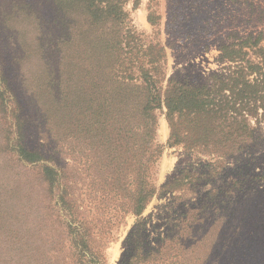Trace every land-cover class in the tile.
<instances>
[{
    "label": "rangeland",
    "instance_id": "rangeland-1",
    "mask_svg": "<svg viewBox=\"0 0 264 264\" xmlns=\"http://www.w3.org/2000/svg\"><path fill=\"white\" fill-rule=\"evenodd\" d=\"M120 8L95 17L87 0H0V264H264L262 123L237 152L186 149L170 145L162 101L148 124L155 193L139 214L126 187L146 81L163 93L172 78L228 76L235 63L218 45L260 35L264 47V0ZM20 146L41 158L20 160Z\"/></svg>",
    "mask_w": 264,
    "mask_h": 264
},
{
    "label": "trees",
    "instance_id": "trees-1",
    "mask_svg": "<svg viewBox=\"0 0 264 264\" xmlns=\"http://www.w3.org/2000/svg\"><path fill=\"white\" fill-rule=\"evenodd\" d=\"M93 5L95 17L99 11H105L120 17L121 2L124 0H87ZM96 1L105 2V6L98 7ZM261 36L253 39L250 35L239 37V41L221 42L218 45L219 59H227L235 63L234 70L228 76H219L211 84L190 85L187 81L170 79L163 93L155 88L152 80L146 81L149 90L144 105L139 111L141 123L145 128V135L128 162L129 192L128 205L135 214H139L146 202L154 195L155 187L146 179V168L150 161L147 144H150L149 122H152L150 112L154 107L164 102L167 108V118L171 125L170 143H183L186 149H213L222 154L237 152L241 139L264 127V47L259 44ZM246 49L255 50L256 62L245 60ZM160 50H162L160 48ZM175 114L187 121L186 128L180 127L173 121ZM254 117V128L249 129L248 117ZM263 124V127L260 126ZM138 125V124H136ZM130 124L131 128L137 127ZM20 160L25 162L37 161L41 154L37 150L18 148ZM45 174L52 179L53 170L45 166Z\"/></svg>",
    "mask_w": 264,
    "mask_h": 264
}]
</instances>
